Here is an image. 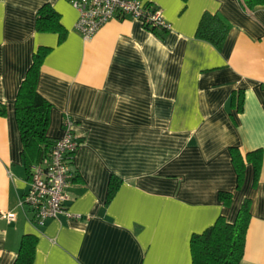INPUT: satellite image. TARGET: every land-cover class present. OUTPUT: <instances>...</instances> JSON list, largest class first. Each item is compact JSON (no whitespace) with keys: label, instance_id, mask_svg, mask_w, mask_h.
I'll return each mask as SVG.
<instances>
[{"label":"crops","instance_id":"crops-1","mask_svg":"<svg viewBox=\"0 0 264 264\" xmlns=\"http://www.w3.org/2000/svg\"><path fill=\"white\" fill-rule=\"evenodd\" d=\"M170 25L163 37L131 17L88 39L70 0H0V264H12L24 234L37 237L32 264H191L190 238L219 216L250 220L239 264H264V6L240 0H142ZM49 4L65 30L35 28ZM231 27L222 47L195 37L203 12ZM39 47L48 48L37 91L50 104L46 134L65 116L79 145L63 214L43 225L19 202L28 190L14 114L18 87ZM242 94V109L231 105ZM244 161L237 185L230 148ZM262 151L257 180L246 154ZM121 182L106 201L108 182ZM220 192L231 200L224 205ZM14 214V220H7Z\"/></svg>","mask_w":264,"mask_h":264},{"label":"trees","instance_id":"trees-1","mask_svg":"<svg viewBox=\"0 0 264 264\" xmlns=\"http://www.w3.org/2000/svg\"><path fill=\"white\" fill-rule=\"evenodd\" d=\"M242 5L251 10L256 6H264V0H240ZM144 8H153V4L144 2ZM142 26L154 34L163 37L167 29H157L149 24ZM230 23L220 13L205 11L202 13L195 37L220 49L230 30ZM35 28L39 32L58 33L63 38L65 30L59 22V14L49 5L44 4L37 12ZM48 53V48L39 47L32 56V62L21 81L14 100V114L22 140V159L26 171L32 165L40 162L50 151L55 139L47 136L51 104L37 91L40 66ZM231 105L237 111L242 109V94L239 92L231 98ZM5 115V107L0 104V116ZM231 159L236 171L237 185L242 182L244 161L237 148H230ZM246 161L251 163L254 181L257 180L262 151L257 149L246 154ZM74 176V175H73ZM121 180L111 175L108 182L106 201L113 197ZM219 199L228 205L231 195L220 192ZM250 220V201L244 200L237 211L233 222H228L219 216L215 222L200 233L192 234L190 238L191 264H239L244 252L245 235ZM37 237L34 234H24L19 243L15 260L12 264H32Z\"/></svg>","mask_w":264,"mask_h":264},{"label":"built area","instance_id":"built-area-1","mask_svg":"<svg viewBox=\"0 0 264 264\" xmlns=\"http://www.w3.org/2000/svg\"><path fill=\"white\" fill-rule=\"evenodd\" d=\"M70 3L77 11L74 28L84 39L91 37L114 18L131 17L157 29L170 28L160 8L153 5L152 9H145L142 0H70ZM61 130V136L54 140L47 156L31 166L28 190L19 202L29 208L31 220L37 225H43L47 220L62 214L70 220L81 217L67 210L64 205L66 190L73 177V157L79 145L71 117L62 119ZM14 218V214L7 215L9 221Z\"/></svg>","mask_w":264,"mask_h":264}]
</instances>
